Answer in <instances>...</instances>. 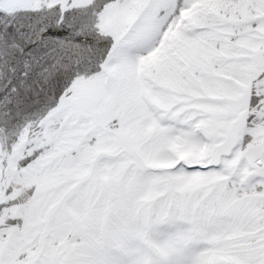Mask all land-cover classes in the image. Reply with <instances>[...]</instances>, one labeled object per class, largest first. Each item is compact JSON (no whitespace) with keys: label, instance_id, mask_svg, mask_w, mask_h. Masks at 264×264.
<instances>
[{"label":"snow or ice","instance_id":"obj_1","mask_svg":"<svg viewBox=\"0 0 264 264\" xmlns=\"http://www.w3.org/2000/svg\"><path fill=\"white\" fill-rule=\"evenodd\" d=\"M0 264H264V0H0Z\"/></svg>","mask_w":264,"mask_h":264}]
</instances>
